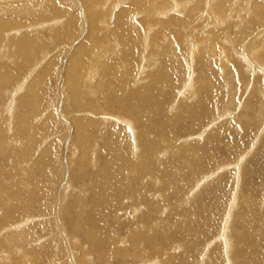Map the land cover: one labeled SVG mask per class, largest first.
<instances>
[{
  "label": "bare ground",
  "instance_id": "obj_1",
  "mask_svg": "<svg viewBox=\"0 0 264 264\" xmlns=\"http://www.w3.org/2000/svg\"><path fill=\"white\" fill-rule=\"evenodd\" d=\"M63 1L64 3L67 1L69 6L62 4ZM74 1L78 7H75ZM172 1L173 3L170 4V0H130L125 10L122 7L116 8L117 2L126 4L125 0H0V85H4L0 90H3L2 96L5 95L11 99L8 106L4 107V111H1L4 118L3 123L1 119L0 122L2 126H5V135L0 133V140L6 142L9 139L11 144L16 148L15 153L18 155L16 157L18 162L17 167L21 170L19 186H25L23 177H26L28 182L31 183L32 188L31 190L26 188V191H22L18 187L16 194L18 197L10 198L9 196L8 199L4 200V205L0 208V211L3 210L1 216L3 219L1 221H6V223L4 221L3 223L0 222V224H4L0 225V264H43L47 255L44 250L47 248L53 250L54 256L53 259L44 262V264H69L62 243L59 244L60 248L55 244V239H53L55 235L43 236L47 234L50 227H56L49 223V221L40 222L45 217V213L42 211L45 210L46 206H49V204L45 206L43 203L50 201L54 194L53 189L57 185L55 182L54 184H49L48 179H51L53 182V167L56 160L58 163L63 160L65 151L70 161L72 160L71 157H75L76 153H78L79 157H81L79 163L82 165L83 162H86L91 157L94 159L96 149L99 150L97 160L102 163L99 175L101 173L103 175V185L100 189V193H103V196L98 194L101 196V202L96 204L95 199H92L91 205L93 207L100 205L106 210H111L113 217L118 219V221L127 216L128 209L133 208L129 212V215L133 214V216L124 217V221L135 223L132 231L136 233H131L124 240L113 243L107 241L109 239L108 235L106 237L101 235L103 232L102 227V229L95 233L96 242L94 248L103 249L113 246L117 247L118 244H129L132 247L130 250L120 247L117 249L123 250H113L114 257L125 258V260H139L143 255H150L151 250L156 251L152 257L154 259L144 257L143 259L147 258V260L139 264H172L170 261H159L157 258L159 256L161 260L169 259L171 256L167 252L168 247H171L168 249L169 252L182 250L186 258L201 254L200 239L197 235L190 233L191 218L197 211L206 207L213 191H209V189L203 198H197V192L193 193L194 195L192 192L185 195L178 192L179 199L177 203L179 204H175V207L180 208L175 213L171 210L169 216H173L172 221L166 220L164 223L159 222V219L148 211L143 217L138 218L140 207L131 201H145L147 197L139 195V191L137 190L138 184L148 167L149 158L151 156L155 158L169 156L170 152L168 148H174L180 157L192 156L182 167L183 171L191 173L192 177L196 179L195 187L191 186V191L197 190V185L201 187L213 179L218 172L227 168L229 170V168L234 167L236 164L222 167L217 170L216 174L207 177L203 175L204 177L202 176L201 179L197 180L198 155H195L194 151L190 153L192 150L188 148L187 144H183L180 140L174 141L172 139L173 136L170 138L166 136L165 132L158 131V125L152 123L154 117L161 116L162 114H160L161 110L159 106L161 104H157L156 97L162 88L169 89L170 92L180 89L177 95L181 101L187 102L190 98L197 97V93L202 92L201 90L204 87L202 85L197 89V82L199 84L201 82L204 83L208 87L205 89H210L208 91L213 94V98L221 95L224 89L223 91H217L216 87H224L227 83L225 78H221L222 75L217 76L218 81L216 85L209 78L197 79V76L190 75L189 66L191 62H197V60L209 66L211 70H217L219 67L234 70V66H236L235 71L238 79H240L238 80L240 81L239 87L241 86L243 91L248 86L247 79L242 76L243 74L239 71L238 64L245 63L247 69L264 74V71L259 68V65L264 64V30L253 36H249V30H252L256 26L252 27L250 25L252 19L253 21L261 22L260 25L264 28V21H262L264 19V0H248L247 5L237 8L236 13L241 14L245 12V14H241V17L237 16L238 18L230 16L226 12L227 9L233 8V5H229V3L231 1L236 3L238 0H211L207 2L204 0ZM135 4L138 9L136 10L135 8V13H133L134 11L130 13L131 6ZM204 4L206 5L204 6ZM138 10L147 14L142 21H139L137 18ZM23 14L30 16L34 22L31 24L28 22L27 27H21L19 24L24 18L21 20L20 17ZM39 15H44L42 18L47 21L38 24L36 21L41 19L37 18ZM110 17L115 18V24L111 26H109ZM223 18H237L236 21H233L228 26V32L225 35V37H228L230 28L233 27L236 32L237 42L224 37L223 42L225 46L221 48L219 57L211 59V56L214 55L219 45V34L214 30L217 26L211 28L209 27V22L211 26L217 25L222 22L221 19ZM161 20H166V22H162ZM126 22L136 25L135 31L138 32L139 39L141 38V42L144 43V50L140 52L141 61L136 60L120 68L114 67L113 73L109 75L97 74L94 76L93 72L95 69L103 68L106 52L116 51L128 54L132 51L135 31L128 29ZM102 25H108L111 28L108 29L107 26L101 27ZM113 26L114 28H112ZM49 27L54 28V32L49 30ZM26 29L29 31L44 29L45 31L47 30V33L43 34L42 32H37V30L34 36H29L28 34H24L26 33ZM188 33L192 34L193 39L188 46L190 50L189 55L185 59L183 50L178 46V42L181 38L185 39L184 36ZM119 34L122 37H119ZM152 40L153 42H151ZM69 49L71 50V54L66 59L64 56ZM161 49L173 55V58L169 60L161 57L156 62L157 71L152 76L153 80L149 79V86L137 89V80L140 79L138 77L141 73L145 72L147 65L151 64L152 59L149 57H152V53H156L157 50L161 51ZM76 65L81 66L80 73H77ZM63 66H66L64 72ZM176 68L178 69L177 76H179L181 81H175V78H172L173 70ZM227 70L229 71V69ZM229 72L231 73L232 71L230 70ZM114 73L119 83L115 89L117 94L114 93L108 99L107 93H105L104 98H102V107L98 108L99 95L102 94H100V90L104 88L105 84H109L105 83L107 79L104 80L103 76H109L110 79H113ZM227 73L226 75H228ZM51 76L55 82L54 90H57L58 86H61L62 90L69 89L66 93L71 92L75 116L70 119L75 125V136L74 138L70 137L69 142L68 137L72 134L71 126L68 124L60 125L59 130L56 131L58 135L54 133L49 138L32 147L28 141L23 142L20 140L19 133H23L29 140L39 133L51 131L59 123L55 109L51 110V107H48L43 113L46 107L43 106V103L47 99V96L42 90H35L37 84H39L40 88L44 87L46 80H49ZM236 80L235 83H238ZM63 82L65 86H62ZM88 82L95 83L90 84L89 93H87V89L89 88L83 89L84 83L88 84ZM261 84L264 86V80L261 81ZM122 92H125L124 97H122ZM42 94H44L45 98ZM155 95L156 97H154ZM87 96H90L92 101ZM257 96L261 99L264 98L263 90L258 89V91L248 95L245 106L248 104L249 106L247 107L253 109L257 98L252 97ZM248 100L251 101L247 102ZM64 103H66V99ZM20 104L24 106L25 111L17 116V107L19 109ZM176 108V105H172L169 112L174 111ZM30 110L38 114L32 117ZM66 111H70L68 107ZM224 113H227V111ZM173 115H169L168 117L169 124L172 125L174 124ZM190 118L197 122L199 120L198 116H191ZM10 119H15L16 123L13 132L9 126ZM241 120L242 118L237 120L235 125L224 123L219 130L224 135H230V130L232 129L236 133L239 131H249ZM247 124H250V122ZM100 125L106 128L100 130ZM93 129H95L94 132L91 131ZM191 130L194 132L193 125L191 126ZM215 133H212V135ZM214 141L218 140L215 138ZM93 142H95L96 148H91ZM163 142L166 145H163ZM77 146H79L78 148L81 151L76 149ZM47 159L50 164L46 167L42 166L43 161ZM19 161H21V165H19ZM188 162H196V167L187 168ZM198 166H201V163H198ZM159 168L160 170H164L162 166ZM14 170L17 169L15 168ZM37 174L44 178L43 181H40L38 177V179L36 178ZM10 176L12 175L9 174ZM71 177L73 176L71 175ZM167 179L168 174L165 173L161 181L163 186L167 184ZM224 182L221 180L214 187L218 189L223 188ZM142 183L145 186L144 180H142ZM51 184H53L52 188L51 186L48 188L47 185ZM169 185L168 183V190ZM4 191L6 192V189L1 188L0 192L4 194ZM22 193L23 196L28 194L29 198L25 201L21 199ZM80 200L83 201V198L79 197V202ZM123 200H126L128 204L121 206V201ZM76 204L78 205V202ZM155 208L159 214L163 213L159 211L158 207ZM60 210L63 211V208ZM80 211L76 209L74 217L70 219L73 227L76 226L75 217L81 215ZM61 213L59 214L61 215ZM258 214L260 218H257L255 221L249 220V214L244 215L245 225L243 233L242 231L241 233L238 232L237 238L239 239L234 240V243L228 238V233L225 236L226 229L221 232L218 229L219 236L217 237L219 238H215L210 243L211 245H208V248L213 246L211 247L213 250L206 248V251L197 260V264H224L226 262L227 264H264V210ZM17 215L22 218L20 221L15 222V216ZM232 230L231 233L235 231ZM108 231L109 233L112 232V230ZM228 231L230 232L229 229ZM74 233L75 231L72 229L69 236L71 243L76 247L77 245L74 244L76 239ZM156 236H162L160 238L162 244L155 243L150 248L143 245L145 243L142 241L143 239L153 243ZM184 237L187 238V250L182 243ZM29 247L31 248L30 250L28 249ZM96 261L98 264H103L108 262L109 259L98 256ZM81 264H85V261Z\"/></svg>",
  "mask_w": 264,
  "mask_h": 264
},
{
  "label": "rangeland",
  "instance_id": "obj_2",
  "mask_svg": "<svg viewBox=\"0 0 264 264\" xmlns=\"http://www.w3.org/2000/svg\"><path fill=\"white\" fill-rule=\"evenodd\" d=\"M125 1H126V4L117 2L116 8L122 7L123 9L126 10L127 6L130 3V0H125ZM204 1L207 2L211 0H204ZM247 1L248 0H238L236 3L231 1L229 5H233V8L230 10L227 9L226 12H228L230 16H233V17L240 16L241 17V14H245V12H242L241 14L236 13L237 8H240L243 5H247ZM172 3L173 1L170 0V4ZM62 4H64L65 6H69V3L67 1H65V3L63 1ZM74 4H75V1H74ZM205 5L206 4H204V6ZM75 7H78V5L75 4ZM135 8L136 10L138 9L136 7V4L132 5L130 8L131 9L130 13H132L133 11H134L133 13H135L136 11ZM204 9L205 8H203V10ZM204 11H206V9ZM137 13H138L137 18L139 19V21H142L143 19H145L147 15L145 12L141 10H138ZM179 15H182V14H179ZM21 16H22L20 17L21 20L24 18L19 24L21 25V27H27L28 22L30 24L34 22V20L26 14H23ZM43 16L44 15L37 16L38 19L41 18L40 20L36 21L38 24L47 21L44 18H42ZM237 18H226V19L223 18L221 19L222 21L221 23L217 25L214 24L213 26H211L209 22V27L213 28L214 26H217L218 29L216 28L214 30L217 31L219 34V40H218L219 45L214 55L211 56V59H217L219 57L221 53V48L225 46L223 42V38L228 32V26L233 21H236ZM161 21L166 22V20H161ZM254 21L252 19V21L250 22L251 23L250 25H252V27H254V25L256 26L254 27L255 29L252 28V30L251 29L249 30V33H250V35L248 33L249 36H253L254 34L264 30L263 26L260 25L261 22H257V21L254 22ZM262 21H264V19ZM126 23H127L128 29L135 31L136 25H131L129 22H126ZM114 24H115V18L110 17L109 26L114 25ZM105 26H107L108 29L111 28L108 25H102L101 27H105ZM112 28H114V26ZM44 29H40V30L36 29L33 31H29L28 29H26V33L24 34H28L29 36H32V35L34 36V34H36L37 32H42L43 34H45L47 33V30L45 31ZM53 29L54 28L49 27V30L53 31ZM235 33L236 32L232 27L230 28L229 36L228 37L226 36L225 38L230 39L231 41L235 42L237 40ZM134 34H135V38L133 41L132 51L129 52L128 54H122L116 51L106 52V56L104 57L105 58L104 66L102 69L101 68L95 69L93 72L94 76H96L97 74L109 75L110 73H113L114 67L120 68L124 65L130 64L131 62H135L136 60H138L139 62L141 61L140 52L144 50L143 48L145 46H144V43L141 42L142 39L141 38L139 39L138 32L135 31ZM119 37H122V36L119 34ZM184 37L185 39L181 38L179 40L178 46L183 50L184 58L187 59L189 52H190V50L188 49V46L190 42L192 41L193 36L191 33H188V34H185ZM151 42H153V40ZM157 52H160V53H157ZM157 52L152 53L153 56L149 57L152 59L151 64L147 65L145 72L141 73L140 76L138 77L140 79L137 80L138 82V85L136 87L137 89L147 88L149 86L150 84L149 79L153 80L152 76L154 75L155 71H157L156 62H158L161 57L163 58L165 57L166 59H169V60L173 58V55L169 54L164 49H161V51L157 50ZM70 54H71V50L69 49L67 50L64 57H66L67 59V57ZM144 56H145V52H144ZM191 64L189 66L190 75L193 74L195 75L194 77L197 76V79H201L204 77L209 78L212 82L214 81L216 85L218 81L217 80L218 75L220 76L222 75L221 78H225V80L227 81L225 86L216 87L217 91H223L224 89V92H222L221 94L222 96L218 95L216 98H213V94H211L208 91L210 89H205L208 87L202 82H201L202 84L201 83L199 84L197 82V89H199L200 86L203 85L202 87L204 88L201 90L202 92L197 93V97L190 98L187 102L181 101V99L177 95L180 89L174 92L173 91L170 92L169 89L162 88L159 90V93H158L159 97L158 95L157 97L156 95L154 96L156 97L157 104L158 105L159 103L161 104L159 106L161 110L160 114L161 113L162 114L161 116L154 117L152 119V123L158 125L157 126L158 131L165 132L166 136L170 138L171 136H173L172 139L174 141L180 140V142H182L183 144H187L188 148L192 150L190 153H193L194 151L196 153L195 155H198L197 180L201 179L203 175L207 177V176H211L212 174H216L218 169L222 167H227V165L229 166L234 165V164L236 165L232 168H229V170L227 168L226 170H222L218 172V174L213 179H211L210 181H208L201 187H198L197 185V190L191 191V188L193 186L195 187L196 179L192 177L191 173L183 171L182 167L188 161V159L192 156L180 157L178 152L175 151L174 148H168L170 152L169 156L161 157V158H155L151 156L149 158L148 167L146 171L144 172V175L140 183L138 184V190H137L139 191L138 192L139 195H145L147 198L145 199V201H141V200L131 201L135 204H138L140 207V215L138 218L143 217L148 211L151 215L158 218L159 222L161 221L164 223L166 222V220L172 221L173 216H169V212L173 210L175 213L180 208V207H175V204L176 205L179 204L177 203L179 199L178 192H181L184 195L186 193L192 192V194L193 193L195 194L197 192V198H203L209 189H210L209 191H213L210 195V198L207 202L206 207L202 210L197 211L196 214L191 218L190 233L192 235H197V237L200 239L201 247H202V250L200 252L201 254L198 256L193 255L191 257L186 258L182 250H178V251L173 250L174 252L172 251L169 252L168 249H170L171 247H168L167 252L171 257L166 260H161L159 256L157 258L159 261H170L172 264H186L187 262H188L187 264H197V260H199L202 254L206 251L205 249L208 248V245H211L210 243L213 242L215 238H219L217 237L219 236L218 234L219 230L221 232L222 230L225 231L226 229L227 232L225 233V236H227V233H228V236H229L228 238H230V240L233 241L234 243L236 240L239 239L237 238L238 234L241 233V231L243 233V229L245 225L244 215L249 214V220L255 221L257 220V218H260V215L258 213H262V211L264 210V138L262 139V137L264 136V129H263L264 128L263 127L264 117H262L264 116V98L261 99L259 98V96L252 97L255 99L257 98L255 100L256 103H254L253 109H251L250 107H247L249 106L248 104L247 106H245L246 97L252 94V92L258 91V89L263 90L264 92V86L261 84V81L264 80V77H263L264 74L258 71H256L257 72L256 73V72H253V70L251 71V69H247L245 63L243 64L241 63L242 65L238 64L239 71H241L243 74L242 76H244L247 79L248 86L245 88V91H243L241 86L239 87L240 81L238 80L240 79H238L236 71H235L236 66H234V70L230 68H225V67H219L217 70L216 69L211 70L209 66H206L203 62L198 61V60L197 62H191ZM63 68H64L63 69V72H64L66 66L65 67L63 66ZM259 68L264 71V64L259 65ZM227 69H229V71L231 70L232 72L230 73ZM218 70L220 73L218 72ZM76 71L77 73H80L81 66L76 65ZM61 72H62V69H61ZM177 73H178V69L176 68L173 70L172 78H175L174 79L175 81H181L179 79V76H177ZM226 73L228 75H226ZM115 75L116 74L114 73L113 79H110L109 76H103L104 80L107 79L105 83H109V84H105L104 88L100 90L101 91L100 94L101 93L102 94L99 95V102L97 105L98 108L102 107V98H104L103 96L105 93H107L108 99L114 93L117 94L115 89H116L117 84L119 83L117 82V78L115 77ZM63 76H64V73H63ZM236 77H237V80H236ZM230 78L232 81L230 80ZM235 80L236 82L238 81V83H235ZM62 81H63V77H62ZM86 84L84 83L83 89L89 88L87 89V93H89L90 86L95 83L88 82V84L87 85ZM3 86L4 85H0V88H2ZM54 86H55V82L51 76L49 80H46L44 87L40 88L39 84H37L35 90H39V91L42 90L43 93L47 96V99L43 103V106L44 107L46 106L43 110V113L46 109H48V107H51V110L55 109L56 117L59 123L51 131H47L46 133H39L29 140L25 137L23 133H19L20 140H22L23 142L28 141V143L31 144L32 147L41 143L43 140L49 138L54 133L58 135L56 131L59 130L60 125L68 124L71 126L72 134L69 135L68 137L69 142L71 139L70 137L74 138L75 136L74 135L75 125L71 122V119H70L71 117L75 116L74 115L75 110H73L74 107L71 101V92L69 91V93H66L69 89L66 88L62 90L61 86H58L57 90H54L53 89ZM62 86H65L64 82L62 83ZM2 91L3 90H0V94H1L0 100L2 98V100L0 101V119L3 123L4 115L1 113V111H4L3 110L4 107L8 106L9 101L11 99L7 98V96L5 95H4L5 96L4 98V96H2L3 94ZM44 94L42 95L44 96ZM124 94L125 92H122V97H124ZM87 97L90 99V96H87ZM65 99H66V103H64ZM90 100L92 101V99ZM249 101L251 100H248L247 102ZM94 102H97V101H94ZM172 105H176L177 108L174 111L169 112L170 107ZM67 107L70 111H66ZM30 109L32 108L30 107ZM24 111H25L24 106L20 104L19 109L17 107L16 115L17 116L19 114L21 115ZM30 111H31L32 117H35L38 114L37 112H33V110H30ZM226 111L227 113H224ZM169 115H173L172 116L174 120L173 125L169 124V121H168ZM191 116H195V117L198 116L199 117L198 122L194 119H191L190 118ZM240 118H242L241 121L243 122V125L246 126L249 129V131L247 132L239 131L236 133V131L232 129L230 130L231 131L230 135L229 134L224 135L221 133V130H219V128L221 129L222 124L229 123L231 125H235V122L239 120ZM248 122H250V124H247ZM2 123L0 122V133L5 135V126H2L1 125ZM15 124H16L15 119L13 120L10 119L9 126L12 132L15 130V127H16ZM192 125H193L194 132H192L191 130ZM105 128L106 127L103 125L99 126L100 130H104ZM94 130L95 129L91 131L94 132ZM212 133H215V134L212 135ZM210 136L212 137L213 140L211 139ZM215 138L218 141H214ZM259 141H261L262 143ZM162 144L166 145L165 142H163ZM78 147L79 146H77L76 149L78 151H81V149ZM91 148H96L95 142H93V145L91 146ZM15 150L16 148L11 144V141L9 139L6 140V142L0 140V190L1 188L6 189V192L4 191V194L3 192L2 193L0 192L1 193L0 194V208L4 205V200L8 199L9 196L10 198L18 197L16 195L18 191V187H20L22 191H26V188H29L30 190L32 189L31 183L28 182L26 177H23L24 178L23 181H25V184H24L25 186H19L20 185L19 182L21 181L20 180L21 170L20 168L17 167L18 162L16 160V157H18V155L15 153ZM98 153H99V150L96 149L95 150L96 155L94 159L93 157L90 158L93 160V162H91L92 160L88 159L86 162H83L82 165L79 163L81 160V157H79L78 153H76L75 157H71L72 160L70 161L69 157L67 158V152L65 151V154L63 155V160L61 162L59 161V163L56 160L55 166L53 167L54 168L53 169L54 180L52 182L51 179H48V183L54 184L55 182L57 183V185L55 189H53L54 194L52 198L50 199V201L43 203V205L46 206L49 204V206H46L45 210L42 211L43 213H45L44 215L45 217L42 218L44 220H40L41 223H44V221L45 222L49 221V223H51L52 225L56 227H50L48 229L47 234L43 236L55 235L53 236L54 237L53 239H55V244L57 247L60 248L59 244L62 243V246L64 250L66 251L67 260H68L67 262L69 264H81V263H84V261H85V264H98V262L96 261V258L98 256L109 259L108 262L103 263V264H139L141 262H145L147 258L154 259L152 258L156 252L154 250L150 251V255H143V257L139 260H125V258L114 257V253H113L114 249H117L118 247H120L123 249L130 250L132 249V247L129 244L128 245L118 244L117 247L113 246V247H107L103 249L94 248V244L96 242L95 233L98 230L102 229V227H103V232L101 233V235L103 237H106L108 235L109 239H107V241L113 242V243H117V242L124 240L131 233H136L135 231H132L135 223L124 221V219L127 216L128 217L133 216V214L129 215L130 210H133V208L128 209L126 213L127 216H124L125 218L123 217V219L118 221V219H115L113 217V213L111 210H106L102 208L100 205L97 207H93L91 205L92 199H95V203L98 204V202H101L102 200L100 197L103 196V193H100L101 191L100 189L102 188V185H103V175L102 173L101 175H99L100 174L99 172H101L102 163L101 161L97 160ZM38 161H41V160H38ZM198 163H201V166H198ZM49 164L50 162L47 159L46 161H43L42 166L46 167ZM19 165H21V161H19ZM160 166H162L164 170H160L159 168ZM187 166H188L187 168H190V167L195 168L196 162H188ZM14 167L17 170H14L15 169ZM165 173L168 174L167 184L168 183L170 184L169 190L167 189V184L165 186L161 184V181L164 178ZM9 174H11L12 176L9 177ZM71 175L73 176L71 177L72 179L70 178ZM37 177L40 179V181L41 180L43 181L44 179L43 177H41V175H38V174L36 175V178ZM142 180H144L145 186H143ZM221 180L225 181L223 183L224 187L219 188V189L215 188L214 187L215 184ZM53 184L49 186L47 185V187L50 188L51 186L52 188ZM98 194H101V196H99ZM82 195H85V196H82ZM21 196H22L21 199H23L24 201L29 198L28 194L23 196V193H22ZM76 196H77V199H76ZM243 196H245V198H243ZM79 197L83 198V201L80 200V202L82 201L81 203L79 202ZM98 199L100 200L96 201ZM77 202H78V205L76 204ZM126 204H128L126 200L121 201V206H125ZM25 206H26V202H25ZM77 206L78 208H76ZM61 207L63 208V211L60 210L62 209ZM155 207H158L159 211L163 213L159 214V212H157V209ZM76 209L81 210L80 211L81 215L79 217H75L76 226L73 227L70 219L74 217ZM59 213H61V215ZM2 214H3V210L0 211V222L3 223L4 221V223H6L5 220L1 221L3 219L1 218ZM21 218L22 217L19 215L15 216V219H16L15 222L20 221ZM72 229H74L75 231L74 236H76V239H75L74 244L77 245L76 247L73 246V244L71 243V238L69 236ZM228 229L230 230V232L228 231ZM231 229L235 231L232 230L233 232L231 233ZM108 230H112V232L109 233ZM161 237L162 236H156V238H154L153 243H150L149 241L143 239L142 241L145 242L143 243V245L145 247L150 248L152 244H155V243L162 244V240L160 239ZM167 239L169 240L168 237ZM182 243H183L184 248L187 250V238L186 237L183 238ZM211 247L213 246H210L208 249H211ZM75 248L77 249L76 251H75ZM135 248L138 249L137 246H135ZM28 249L30 250L31 248L29 247ZM123 249H117V250H123ZM211 250H213V248ZM44 251L46 252L47 255L43 261V264L44 262L53 259V256H54L52 249L47 248ZM144 257H147V258L143 259ZM147 264H150V263H147ZM224 264H227V262Z\"/></svg>",
  "mask_w": 264,
  "mask_h": 264
}]
</instances>
